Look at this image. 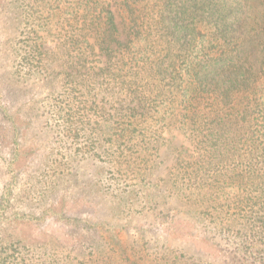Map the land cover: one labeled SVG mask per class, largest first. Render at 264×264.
Returning a JSON list of instances; mask_svg holds the SVG:
<instances>
[{"label":"trees","instance_id":"trees-1","mask_svg":"<svg viewBox=\"0 0 264 264\" xmlns=\"http://www.w3.org/2000/svg\"><path fill=\"white\" fill-rule=\"evenodd\" d=\"M9 1L17 15L8 20L20 37L17 48L5 50L6 62L0 48V264H59L55 240H31L17 224L44 227L52 217L67 224L65 213L52 209L58 179L83 159L107 167L103 156L114 169L113 214L170 225V209L157 199L168 197L157 190L164 180L169 197L188 205L208 236L190 241L154 223L104 231L97 209L81 229L72 225L71 246L90 249L77 264H136L151 230L166 235L158 264H264V0ZM81 11L77 29L71 23L59 34L58 49L46 47L41 30L51 36L54 17ZM34 77L60 83L65 98L43 108L55 117L52 130L70 132V146L29 144L27 97L10 91ZM111 102L119 113H107ZM115 118L118 133L105 141L101 130ZM167 160L174 161L171 177L154 183ZM124 233L146 241L124 247L114 241Z\"/></svg>","mask_w":264,"mask_h":264},{"label":"rangeland","instance_id":"rangeland-1","mask_svg":"<svg viewBox=\"0 0 264 264\" xmlns=\"http://www.w3.org/2000/svg\"><path fill=\"white\" fill-rule=\"evenodd\" d=\"M1 1V0H0ZM10 1H5L3 4L2 10L0 12V48L4 47V61L7 59L5 56V50L9 54V50L17 48L18 46V34H20V29L18 30L15 26L11 25V21L8 18L17 15L12 9H10ZM16 12V11H15ZM83 11L78 12L77 14H67L63 13L62 16L58 15L52 19L51 25H53V35H49L48 31L41 30V35L44 39V43L46 47L49 49L56 50L59 47L60 42V33H66L70 30V25H75V29L79 24L77 23L76 19L82 20L84 18ZM16 17V16H15ZM43 25L44 28L46 24H48L47 15L44 14L43 16ZM49 19V17H48ZM119 20V18H118ZM51 21V19H50ZM71 21V22H70ZM70 22V23H69ZM121 28V27H120ZM17 34V38L16 35ZM13 37L12 41H10L9 45L6 43L8 38ZM21 39V38H20ZM121 40L124 39L123 36L120 37ZM17 42V43H16ZM105 59L104 57H102ZM90 59H93L91 57ZM8 60V59H7ZM48 63H52V58L50 56ZM6 62V61H5ZM52 67H59L57 65L52 64L49 68ZM54 88L58 90H54ZM11 93H15V95H19L23 97L26 95L27 97V105L25 108V112L27 117L31 120L30 128L28 130V139L29 144H39L41 147L46 148L52 145H63V146H70L73 142L72 136L70 132L65 131L59 133L57 131L52 130L54 127L55 117L51 113L52 111L48 110L47 108H43L45 105L54 104L62 99L64 96L61 94L63 89H61L60 83L53 84L48 80H43L41 77H34L29 82L23 85H18L15 89L10 91ZM65 98V97H64ZM114 103L107 104V113L116 114L119 113L120 110L117 109V106H113ZM50 117L52 118L51 122L49 121ZM101 117H98L100 119ZM101 120V119H100ZM48 121V123H47ZM115 121V122H114ZM118 119L115 118L111 121L112 125L111 128L104 125V129L101 130L102 139L107 141L112 136H114L118 131L115 127H117ZM105 131V132H104ZM166 133V132H165ZM79 140V139H78ZM165 149V148H163ZM102 153V152H101ZM102 163L104 165H108L107 167L100 169L97 165L99 163L98 159L90 158V159H83L75 164H71L74 166L73 175H62L58 182L60 183V188L58 193L51 198V200H56L58 202L57 207L53 208L55 212L62 211L65 218H63L64 222L67 224L60 223L57 219L52 217L51 221H47L45 226H41L34 223H18V230L23 233L24 236L28 237L31 240H55L54 244L59 246V249L55 251L54 258L59 261V264H77V257H83V255H88L90 249L86 246L75 245L73 244V237H76V233L74 232L76 229L72 227L75 225L79 229H81L85 222L88 221V217H90V212L93 210H97V214L95 215V219L100 221L104 225V231L108 229V226L111 224H122V223H131L135 226H150L154 223L155 228L162 226L163 230H166L165 225L167 224H159L162 219H157L154 217H141L140 215H133L130 212L124 213H116L113 214L112 207L110 206L112 202H110V184H109V177L112 176L114 169L107 164L108 157L103 156ZM172 160H167L166 164L163 167H160L159 170L156 172L155 181L157 183L159 180L158 177L170 178L172 175L173 169ZM34 169L39 168L40 166V159H37L34 163ZM26 176L22 175L19 180V186L16 188V193H20V183L25 181ZM139 179L137 178H130L128 179L129 183L138 182ZM163 186L157 190L164 192V194L168 195L171 191V184L170 182L165 183L164 180H160ZM101 184H106L105 188L101 191L97 190L98 186ZM94 186H97L94 188ZM122 188H125V185H121ZM2 189V184L0 182V193ZM109 191H106L108 190ZM109 192L104 193L102 192ZM168 197H161L158 196L157 199L159 200V204L161 207L166 208V210L170 209L171 214H175L174 219L170 218V213H168V217L166 218L171 221V224L167 227L173 228L174 231L178 232L179 235L184 236L187 240H200L199 237L201 236H208L206 234V228H204L195 218L194 211L188 205L174 198ZM80 199L82 202H80ZM89 200V203L84 201ZM115 199V198H114ZM50 200V201H51ZM167 203V205L165 204ZM31 210L30 208H28ZM141 206L137 205L135 210H140ZM36 210V209H35ZM129 211V210H128ZM54 218V219H53ZM76 221V223H75ZM109 223V224H106ZM196 224V225H195ZM113 227V226H112ZM139 227V228H140ZM148 235L147 239L150 240L148 251L141 252L138 256L139 262L136 264H158V259L156 258L157 255L155 252L157 250H161V247L164 244V240L166 235H162L163 232L157 233L155 230H151L146 233ZM119 245L124 247L134 243L135 246H142V243L145 242L143 238L141 239L138 235H128L124 233L121 236V240L114 239ZM137 241V242H136ZM71 246V247H70ZM56 247V246H55ZM70 250H69V249ZM139 249V248H137ZM54 251V250H53ZM191 253H194L193 250ZM42 254V253H40ZM66 255H69L70 258H67ZM41 256V255H40ZM52 258V257H51ZM133 259V258H132Z\"/></svg>","mask_w":264,"mask_h":264}]
</instances>
